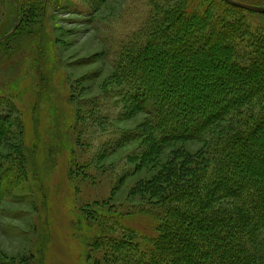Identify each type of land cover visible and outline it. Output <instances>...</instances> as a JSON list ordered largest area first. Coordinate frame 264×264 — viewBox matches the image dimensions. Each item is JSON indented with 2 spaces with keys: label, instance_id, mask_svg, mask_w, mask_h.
Returning <instances> with one entry per match:
<instances>
[{
  "label": "trees",
  "instance_id": "16d2710c",
  "mask_svg": "<svg viewBox=\"0 0 264 264\" xmlns=\"http://www.w3.org/2000/svg\"><path fill=\"white\" fill-rule=\"evenodd\" d=\"M51 1L14 0L18 20L0 42L17 41L39 20L37 40L27 41L38 44L36 72L43 84L48 63L40 41ZM245 3L264 6V0ZM74 7L68 6L89 11ZM244 11L222 0H155L143 30L119 49L112 79L124 95L123 120L144 116L120 146L142 144L132 155L141 171L158 166L167 145L202 147L195 153L175 149L161 172L138 185V193L158 198L151 205L153 234L138 242L126 229L110 239L109 264H264V27L251 30ZM96 99L89 102L92 113L99 112ZM9 104L0 98V138L10 142L9 153L0 154V204L28 173L22 139L14 144L6 137L13 130ZM90 217L101 236V221Z\"/></svg>",
  "mask_w": 264,
  "mask_h": 264
},
{
  "label": "rangeland",
  "instance_id": "374dc122",
  "mask_svg": "<svg viewBox=\"0 0 264 264\" xmlns=\"http://www.w3.org/2000/svg\"><path fill=\"white\" fill-rule=\"evenodd\" d=\"M13 1L0 0V37L17 23ZM79 1L52 0L44 13V84L36 72L38 44L27 41L37 40L39 20L17 41L0 46V98L14 107L12 135L6 137L14 144L22 139L28 157L27 175L0 204V264H109L104 257L110 239L126 229L138 242L153 234L151 205L158 198L138 193V185L161 172L175 149L195 153L202 147L167 145L159 165L141 171L132 155L140 154L142 144L120 142L144 116L123 120L124 95L112 77L119 49L143 30L155 0H108L100 6ZM244 12L251 30L264 27V14ZM94 99L99 112L92 113ZM8 143L0 138L3 156ZM92 213L102 223L101 236L91 225Z\"/></svg>",
  "mask_w": 264,
  "mask_h": 264
},
{
  "label": "water",
  "instance_id": "95a60500",
  "mask_svg": "<svg viewBox=\"0 0 264 264\" xmlns=\"http://www.w3.org/2000/svg\"><path fill=\"white\" fill-rule=\"evenodd\" d=\"M224 3L228 4L229 6L235 7V8H239L251 13H255V14H264V7L261 6H252L246 3H241V2H236L233 0H222ZM6 37V36H5ZM4 39V37H2L0 39V42Z\"/></svg>",
  "mask_w": 264,
  "mask_h": 264
}]
</instances>
